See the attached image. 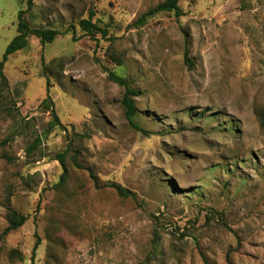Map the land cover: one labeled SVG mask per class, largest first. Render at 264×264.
<instances>
[{
  "label": "rangeland",
  "instance_id": "374dc122",
  "mask_svg": "<svg viewBox=\"0 0 264 264\" xmlns=\"http://www.w3.org/2000/svg\"><path fill=\"white\" fill-rule=\"evenodd\" d=\"M31 1L30 26L64 34L4 67L0 264L36 243L34 264H264V0H181L141 27L164 0ZM27 2L0 0V61ZM91 12L106 38L80 28ZM109 71L142 92L148 136ZM8 207L28 220L4 236Z\"/></svg>",
  "mask_w": 264,
  "mask_h": 264
},
{
  "label": "trees",
  "instance_id": "16d2710c",
  "mask_svg": "<svg viewBox=\"0 0 264 264\" xmlns=\"http://www.w3.org/2000/svg\"><path fill=\"white\" fill-rule=\"evenodd\" d=\"M180 2L181 0H164L162 3H160L156 7H153L149 9L147 12H145L136 21L135 25L140 26V27L144 26L148 19L153 18L156 15L161 14V13H174L177 17H181L182 12L180 9ZM31 8H32V1L28 0L27 9L19 11L18 25H17L18 34L10 42V44L8 45L3 55L2 60L0 61V95H2L9 88L8 79L4 74V67H5L6 62L9 60V58L12 55L28 48L30 37H36L37 39L40 40L42 45H45V44L53 43L58 36H61L64 34V32L54 29V28L31 27L30 24L24 18V14L27 11L31 10ZM93 15L94 14L91 12L90 17L88 19H83L79 21L80 28L83 30V32H85L87 36H89L90 38H93V40H96L97 36H100L101 38H106L108 36L109 31L105 27H101L97 23H93L92 22ZM187 54L188 53L185 52L186 60H187ZM108 78L110 81L114 82L115 84H117L118 86L124 89V94L122 98V106L125 111V118L128 121L130 127H132L137 132L141 133L142 135L148 136L150 133L147 130L143 129L141 125L136 121V117L138 114V108L136 107L135 99L140 97L142 95V92L137 89L132 88L130 81L126 77L119 76L113 71L108 72ZM42 106H46L51 111V115L54 120L53 126L63 127L55 111L54 104L50 96H48L42 102ZM40 143H41L40 138H37L34 143V146L31 147L32 150L36 149L40 145ZM64 158H65V154L63 153L57 155V160L61 163L62 169H63V173L57 185L60 187L66 184V181L69 177L68 168L65 164ZM113 187L117 190L118 194L121 197L128 198V197L134 196L132 192L128 191L127 189L121 186H113ZM7 218H8V227L5 229L3 233L4 236H7L10 232L19 229L28 220L27 216L20 214L19 212H17L15 209H12L11 207H8V217ZM38 246H39V243H36L33 249L31 264H34L33 262H34V258H35V254H36V250Z\"/></svg>",
  "mask_w": 264,
  "mask_h": 264
},
{
  "label": "built area",
  "instance_id": "2783aa9c",
  "mask_svg": "<svg viewBox=\"0 0 264 264\" xmlns=\"http://www.w3.org/2000/svg\"><path fill=\"white\" fill-rule=\"evenodd\" d=\"M76 76H77V77H81V76H82L81 72H77V73H76Z\"/></svg>",
  "mask_w": 264,
  "mask_h": 264
}]
</instances>
